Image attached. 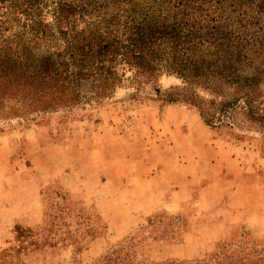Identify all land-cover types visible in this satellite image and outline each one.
Returning a JSON list of instances; mask_svg holds the SVG:
<instances>
[{"label":"rangeland","instance_id":"374dc122","mask_svg":"<svg viewBox=\"0 0 264 264\" xmlns=\"http://www.w3.org/2000/svg\"><path fill=\"white\" fill-rule=\"evenodd\" d=\"M179 84L162 75L99 103L0 120V264H94L126 245L145 264L264 247V124L209 125L194 105L164 99ZM223 144L235 146L225 154H239L241 173L204 199ZM170 170L192 178V196L177 201ZM189 234L200 238L186 257L172 255Z\"/></svg>","mask_w":264,"mask_h":264},{"label":"trees","instance_id":"16d2710c","mask_svg":"<svg viewBox=\"0 0 264 264\" xmlns=\"http://www.w3.org/2000/svg\"><path fill=\"white\" fill-rule=\"evenodd\" d=\"M162 75L180 79L164 99L209 125H263L264 0H0V120L99 103ZM128 247L94 264H145ZM163 264H264V247Z\"/></svg>","mask_w":264,"mask_h":264},{"label":"crops","instance_id":"0c3cea01","mask_svg":"<svg viewBox=\"0 0 264 264\" xmlns=\"http://www.w3.org/2000/svg\"><path fill=\"white\" fill-rule=\"evenodd\" d=\"M3 137L0 136V139H2ZM216 146V145H215ZM221 148H224L223 150H218V154L220 155L219 159H217V157H215L216 159L214 160V162H212L210 164V167H212L211 165L215 164L213 166V168H218L216 174H205V177H209L208 178V181H206L202 187V190H201V194L202 197L205 199L207 198L208 193H213L215 192V186L216 184H218L219 182H222L224 181L225 179H227V177H231L232 175H234L236 172L240 175L241 173V170H240V166H239V154L237 155H234V153H231V154H225L226 151H230L228 149L232 148V149H235V146L233 145H230V144H223L220 146ZM212 150L215 151L216 149L212 147ZM221 152L222 155L224 156V158L222 157V155L220 154ZM217 163V164H216ZM170 168H168L169 170ZM242 169V168H241ZM169 175H170V180L171 181H174V185H176L177 187L174 188L173 190V196L178 199L177 201H181L183 199H186L187 196H192V190L189 189V186H188V183H190V179H192L191 177H189L188 175H184V176H181L179 175L178 173H174L172 172L171 170L169 171ZM192 176H197V174L195 175V173L193 172V175ZM204 176V174H203ZM171 177H178V178H175V179H171ZM185 177V178H184ZM188 192V194H186ZM220 196H222L220 194ZM12 208V207H11ZM214 212V210H213ZM217 212V210L215 211ZM217 215L218 212L216 213ZM214 215V214H213ZM14 217V216H13ZM217 218L219 216H216ZM208 221V219H206ZM211 226H217L216 223H213ZM212 233V237L213 236H217L219 235L222 231H223V228L222 230L219 229V228H216V229H212L211 230ZM189 238V240H188ZM194 238H200L199 235H193V234H189L188 236L186 235L185 236V243H181L178 245H171L169 247L170 249V253L174 256H179V257H186V253L185 252H182L183 249H186L188 248V245H189V241H191L192 239ZM185 253V254H184Z\"/></svg>","mask_w":264,"mask_h":264}]
</instances>
